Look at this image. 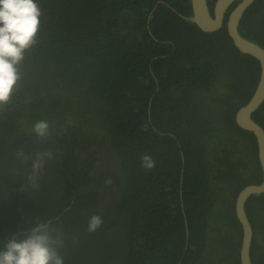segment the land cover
I'll return each mask as SVG.
<instances>
[{"label": "trees", "instance_id": "obj_1", "mask_svg": "<svg viewBox=\"0 0 264 264\" xmlns=\"http://www.w3.org/2000/svg\"><path fill=\"white\" fill-rule=\"evenodd\" d=\"M37 3L40 43L26 56L19 92L30 101L0 114V249L48 222L63 233L65 264H240L235 202L262 182V170L256 138L236 114L254 95L260 65L233 45L229 13L205 33L188 20L191 0ZM239 31L264 48V0L247 9ZM41 90L53 94L38 98ZM41 119L51 125L48 143L31 132ZM253 119L264 129V103ZM50 143L59 150L53 181L33 186L30 147ZM95 143L112 154L115 173L94 178L93 156L75 154ZM145 153L152 170L142 167ZM109 177L117 192L105 208ZM245 212L252 263L264 264V194ZM93 214L104 225L88 233Z\"/></svg>", "mask_w": 264, "mask_h": 264}, {"label": "clouds", "instance_id": "obj_2", "mask_svg": "<svg viewBox=\"0 0 264 264\" xmlns=\"http://www.w3.org/2000/svg\"><path fill=\"white\" fill-rule=\"evenodd\" d=\"M43 11L37 0H0V114L6 112L14 103L21 90L24 78L22 66L26 56L40 43ZM69 123L73 120L69 117ZM36 138L48 143L52 136L50 123L41 119L31 126ZM17 155L25 161L29 154L19 150ZM54 159L48 149L35 154L28 180L37 186L39 176L47 161ZM142 167L155 168L153 157L145 153L141 157ZM106 186L113 185L111 177L104 181ZM104 225L103 217L93 214L87 223V232L96 233ZM76 240L73 241L75 245ZM65 240L61 230L48 222H37L35 227L24 230L22 238H7L0 249V264H65L61 250Z\"/></svg>", "mask_w": 264, "mask_h": 264}, {"label": "water", "instance_id": "obj_3", "mask_svg": "<svg viewBox=\"0 0 264 264\" xmlns=\"http://www.w3.org/2000/svg\"><path fill=\"white\" fill-rule=\"evenodd\" d=\"M237 1L217 0L212 14L209 0H191L193 16L188 20L205 33L216 32L223 27L226 15L229 13L226 26L233 45L241 53L256 59L260 65V78L254 95L236 114L237 125L244 131L251 132L256 138L258 160L262 170V182L246 186L240 191L235 202V213L242 228L240 264H253L251 259L253 229L245 208L252 196L264 194V129L253 119V114L264 103V48L243 37L239 31L245 12L256 0H242L232 8Z\"/></svg>", "mask_w": 264, "mask_h": 264}, {"label": "flooded vegetation", "instance_id": "obj_4", "mask_svg": "<svg viewBox=\"0 0 264 264\" xmlns=\"http://www.w3.org/2000/svg\"><path fill=\"white\" fill-rule=\"evenodd\" d=\"M235 4L232 6V8L235 6ZM52 94H53V91L41 90L39 95H38L39 96L38 98H42V99H43V97L49 98L50 95H52ZM24 97H26L25 94L18 93V95L15 96L14 100L17 101L19 104L20 103L26 104L30 100H24ZM23 101H25V102H23ZM88 148H89L88 150H82L80 148H77L75 150V154H79L82 161L87 157V155L93 156V158L95 159V161H94L95 169L93 171L94 175H95V173L96 174L101 173V171L102 172H108V173H115L116 172V164H115L114 158L108 149L102 148L101 146H99L96 143L92 144ZM48 149H50L53 152L54 159L47 161V163L44 166V169L42 170V172L39 176V179L44 180L45 182L53 181V176L56 173L54 166H55L56 161L58 160L57 153H59L57 145L54 143H50L49 145H47L44 150H48ZM30 150L32 151V153H35V154L38 151H40L39 149H37V147H33V146L30 147ZM36 150H38V151H36ZM96 177L97 176L95 175L94 178H96ZM110 188L111 187L107 186L105 189V196H104V199L102 201L103 204L101 203L102 207H105V208L109 207L110 204L108 203V201H110V199H112V198H116L117 189L114 188L113 190H111ZM113 209H114V207H112V210ZM102 213H105V212L102 211ZM21 233L22 232L19 231L14 236H17ZM261 238H262V236L258 235L257 241H259Z\"/></svg>", "mask_w": 264, "mask_h": 264}]
</instances>
